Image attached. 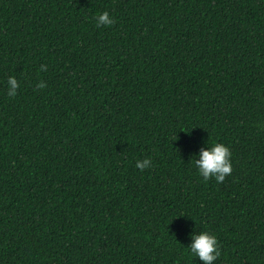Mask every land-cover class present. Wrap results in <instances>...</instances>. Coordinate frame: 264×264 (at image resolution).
<instances>
[{
    "label": "trees",
    "instance_id": "1",
    "mask_svg": "<svg viewBox=\"0 0 264 264\" xmlns=\"http://www.w3.org/2000/svg\"><path fill=\"white\" fill-rule=\"evenodd\" d=\"M194 231L264 264V0H0V264H202Z\"/></svg>",
    "mask_w": 264,
    "mask_h": 264
},
{
    "label": "clouds",
    "instance_id": "2",
    "mask_svg": "<svg viewBox=\"0 0 264 264\" xmlns=\"http://www.w3.org/2000/svg\"><path fill=\"white\" fill-rule=\"evenodd\" d=\"M97 27L110 26L114 23L113 18L107 11L95 16ZM41 71L46 70L45 65H41ZM20 85L14 76L7 79V95L15 97ZM43 82L37 84V88H44ZM231 150L223 143L212 141L210 144L207 140L206 145L201 147L196 154L193 164L197 174L203 181L214 179L217 183L225 180L226 176L232 171ZM151 165L150 159L137 161L136 167L144 170ZM188 252L199 259L202 264H214L221 256L220 245L216 235L208 231H199L190 233V243L186 247Z\"/></svg>",
    "mask_w": 264,
    "mask_h": 264
}]
</instances>
